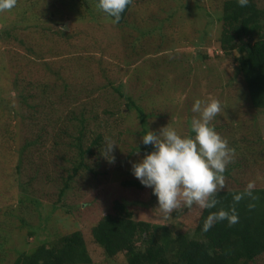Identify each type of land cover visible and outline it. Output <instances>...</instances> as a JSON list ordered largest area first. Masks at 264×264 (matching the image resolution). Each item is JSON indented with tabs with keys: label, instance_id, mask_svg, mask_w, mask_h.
Returning <instances> with one entry per match:
<instances>
[{
	"label": "rangeland",
	"instance_id": "obj_1",
	"mask_svg": "<svg viewBox=\"0 0 264 264\" xmlns=\"http://www.w3.org/2000/svg\"><path fill=\"white\" fill-rule=\"evenodd\" d=\"M223 1L134 0L121 24L103 13L91 15L95 9L65 10L59 27L66 25V41L48 19L58 13L60 0H44L18 20L13 10L2 11L7 19L1 17L0 32L8 34L0 35V211L17 205L22 191L32 194L42 210L31 205L35 215L29 208L25 212L21 207L12 209L13 219L6 221L5 230L11 234L4 241L0 264H10L17 250L25 249L23 241L31 247L74 230L81 232L93 264H119L123 256L106 257L90 233L115 197L128 203L135 219L167 222L178 230L194 225L200 211L197 206L174 209L163 218L151 188L124 189L119 183L139 182L130 168L143 157V149L152 150L142 143L146 131L159 132L168 124L181 135L192 134L191 119L198 115L192 112V104L197 98L220 101L221 112L210 123L229 144L236 140L238 148L226 166L233 168L224 188L246 187L249 181L264 187V109L251 106L234 53L223 55L219 47ZM256 1L264 5V0ZM39 25L52 28L45 32L49 42ZM51 41L56 46L50 49L63 57L60 75L44 67L48 60L31 62L48 57L45 44ZM129 94L141 97L140 111L131 107L127 114L124 102ZM87 101L96 109L99 105L97 120L87 121L91 127L96 124L92 130L101 134L100 146L107 140L115 143L114 162L100 159L102 170L113 167L112 182L104 181V174L91 179L79 176L58 201L63 206L53 209L59 189L55 168L69 165L58 157L72 152L67 150L68 138L58 135L57 128L66 124L64 128L77 135L80 127L75 118L55 122L68 110H87ZM29 105L41 113L37 126L31 119L35 109ZM46 127L49 137L45 139L40 134ZM36 136L45 141L40 148ZM26 141L28 151L20 153ZM86 161L92 163V159ZM20 218L27 219L26 225ZM30 230L33 235L28 234ZM250 264L264 261L261 257Z\"/></svg>",
	"mask_w": 264,
	"mask_h": 264
},
{
	"label": "trees",
	"instance_id": "obj_2",
	"mask_svg": "<svg viewBox=\"0 0 264 264\" xmlns=\"http://www.w3.org/2000/svg\"><path fill=\"white\" fill-rule=\"evenodd\" d=\"M43 1L16 0L15 7L10 10L11 12L14 11L18 20L20 16L25 18L26 14L33 8L38 9ZM133 1L131 0V3L121 14L118 24L125 20L127 10ZM60 2L61 7L58 9V13H51L48 19L52 20L53 26L58 27V33L62 34V41H66L69 34L65 28L59 27L65 18L63 11L72 9L79 12L80 10L92 12L95 9L91 15H95L97 12L103 13L96 6L97 0H60ZM3 12L0 11V21L3 20L1 17L7 19ZM219 20L221 21V31L218 43L223 55L234 53L233 59L236 70L241 76L251 106L256 109H264V5L259 4L256 0H249L245 7H240L236 0H224ZM37 28L42 29L44 38L49 42V37L45 32L52 28L41 25ZM2 33L5 36L8 34L6 30H2L0 35ZM105 42L108 44L106 37ZM45 45L48 47L46 49L48 57L40 56V61L34 58L31 62L41 63L42 60L43 62L48 60L51 65L43 63L44 67L60 75L63 57L59 58V55L56 54L57 49H50L51 46L52 48L56 46L55 43L52 44L51 41ZM162 82L161 80L160 83ZM140 98H134L130 94L126 95L124 106L127 114L131 107L140 111L141 107L138 105ZM87 104V110L83 108L77 112L72 109L68 110L64 116H59L58 121L55 122L59 125L63 123L61 120L64 118L65 121L69 118H75L80 127L77 135L69 133L66 124L64 126L66 128H57L58 135L68 138L67 150H72V152L66 155L60 154L58 157L60 160H66L69 165L61 164L55 168L57 174L54 182L59 186V189L57 200L51 204L53 209L63 206L58 201L62 200L65 192L71 188L73 179L79 176H86L87 179H91L104 174V181L112 182L113 167L105 168V170L100 168V159L104 157L101 154V134L94 133L92 128L96 124L91 127L87 121L97 120L99 105L97 104L96 109L94 103L87 101ZM29 107L35 109V115H31V119L34 126H37V117L41 113L35 105H29ZM108 111L103 110L102 112L108 114ZM102 126L106 127V123L103 122ZM40 135L45 139L49 137L47 127L42 129ZM35 140L38 143V148L42 147L45 142L38 136L35 137ZM234 142L228 143V145L237 150L238 147ZM51 144L53 145V143ZM28 145L29 141H26L21 151L19 150L20 153L26 154ZM143 152L146 150L143 149ZM90 159H92V163L88 164L86 160ZM19 168L20 165L17 163L16 169ZM232 168L229 166L225 169V178L231 176ZM48 177L50 178V174L46 170L45 178ZM119 184L124 189L134 185L143 188L140 182L128 179ZM244 190L245 187L221 189L215 194V198L218 200L215 208L200 209L198 216L195 217L194 225L190 227L186 225L185 228L179 230L167 222L135 219L128 203L122 198L115 197L112 198L109 211L103 213L91 227V237L102 248L106 257L112 258L121 254L123 260L119 264H250L261 257L264 261V187H254L253 196H244L239 202H235L232 198L233 195ZM31 195L27 191H22L17 205L12 208H3L0 211V216L5 218L4 221L0 218V250H2L0 255L1 253L5 255L4 241L6 242L11 234V231L6 232L5 230L8 228L6 221L9 220L10 222L13 219L11 217L12 209L21 207L23 208L22 212H25L29 208V211L35 214L31 207L33 205L37 210H42L36 205V200ZM249 204L254 206L249 207ZM221 207L225 209L235 207L239 216L238 222L230 225L227 220L217 221L207 232L202 231L205 218L210 212ZM175 214L174 212L173 216ZM26 220L20 218L21 224L26 225ZM28 234L33 235L34 230H30ZM22 245L25 249L17 250L10 264H93L79 230L58 235L51 240L45 239L31 247H25V241L22 242Z\"/></svg>",
	"mask_w": 264,
	"mask_h": 264
},
{
	"label": "clouds",
	"instance_id": "obj_3",
	"mask_svg": "<svg viewBox=\"0 0 264 264\" xmlns=\"http://www.w3.org/2000/svg\"><path fill=\"white\" fill-rule=\"evenodd\" d=\"M131 0H97V8L118 23L121 14ZM245 7L249 0H236ZM16 0H0V11L10 10ZM193 116L190 123L191 135H181L175 128L161 127L159 132L148 130L142 136L144 145H151L142 158L131 163L130 171L139 182L157 197V209L167 218L174 209H213L218 204L215 194L225 186L224 172L232 161L234 149L215 130L210 121L221 112L219 100L195 99L192 104ZM113 143L105 141L101 154L114 162ZM254 182L249 181L243 192L233 195L239 202L244 196H253ZM254 198V197H253ZM254 205L249 204V207ZM235 207L219 208L205 218L202 231L207 232L215 222L227 220L228 224L238 222Z\"/></svg>",
	"mask_w": 264,
	"mask_h": 264
},
{
	"label": "water",
	"instance_id": "obj_4",
	"mask_svg": "<svg viewBox=\"0 0 264 264\" xmlns=\"http://www.w3.org/2000/svg\"><path fill=\"white\" fill-rule=\"evenodd\" d=\"M62 28H66V25L63 24V25H62Z\"/></svg>",
	"mask_w": 264,
	"mask_h": 264
}]
</instances>
